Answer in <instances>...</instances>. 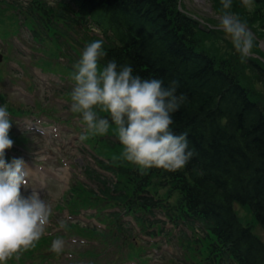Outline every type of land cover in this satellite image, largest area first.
I'll use <instances>...</instances> for the list:
<instances>
[{"label": "trees", "instance_id": "trees-1", "mask_svg": "<svg viewBox=\"0 0 264 264\" xmlns=\"http://www.w3.org/2000/svg\"><path fill=\"white\" fill-rule=\"evenodd\" d=\"M68 1L77 9L76 16L91 15L98 23H109L121 43L116 46L110 39L103 45L106 56L101 65L115 60L118 65H130L134 75L162 79L165 87L177 82V95L184 94L186 100L173 114L172 129L177 135L188 133L189 148L195 155L176 172L153 168L141 175L134 165L114 159L121 145L111 129L105 138H91L96 152L107 160H98V166L111 172L116 182L86 167V176L97 191L75 182L65 204L71 212L97 208V218L106 229H78L69 224L67 234L57 238L73 233L98 238L97 245L81 254L94 257L93 263L110 256L115 258L107 264H118L117 259L141 260L143 245L135 242L133 230L120 223L119 213L104 212L121 206L143 232L150 227L163 232L165 221L156 218V213L174 226H187L193 239L180 238L210 256L211 262L206 259L205 264H264V242L250 226L242 225L233 208L234 203L248 207L264 231V103L252 87L258 79L264 83V63L252 57L241 62L239 53L220 51L221 32L202 30L191 16L177 13V0ZM253 4L260 6L255 11L257 22H263L264 0H253ZM244 9L241 0H233L232 12L240 16ZM46 12L51 19L50 9ZM54 17L68 23L59 12ZM253 21L247 18L244 22L251 26ZM53 27L69 38L60 46L73 50V44L84 49L67 34L75 26H65L66 30L56 24ZM205 40L211 43L206 45ZM198 225L199 235L194 232ZM49 243L50 238H42L36 246ZM106 246L111 247L105 251Z\"/></svg>", "mask_w": 264, "mask_h": 264}, {"label": "clouds", "instance_id": "clouds-1", "mask_svg": "<svg viewBox=\"0 0 264 264\" xmlns=\"http://www.w3.org/2000/svg\"><path fill=\"white\" fill-rule=\"evenodd\" d=\"M233 0H220L217 30L230 39L241 62L252 56L254 36L247 23L231 11ZM249 11L253 0H241ZM102 39L88 43L74 65L70 110L82 116L81 141L104 136L111 129L121 145L114 159L134 165L141 175L150 169L176 172L194 157L188 133L175 134L173 114L186 100L177 95L178 84L167 87L159 78L146 79L133 74L130 65L115 60L101 65L106 56ZM104 115H101V114ZM12 127L6 107H0V264L19 260L34 248L45 234L52 208L37 192H21L28 183L23 158L6 161V150L13 146ZM61 228L66 225L62 222ZM64 241L55 239L51 251L60 254Z\"/></svg>", "mask_w": 264, "mask_h": 264}, {"label": "rangeland", "instance_id": "rangeland-1", "mask_svg": "<svg viewBox=\"0 0 264 264\" xmlns=\"http://www.w3.org/2000/svg\"><path fill=\"white\" fill-rule=\"evenodd\" d=\"M25 1V0H24ZM220 5V0H181V5L183 8L189 13L194 14L196 18H199V24L200 26H212L215 29L218 27V21L216 17L219 14V10L216 9V5ZM259 5H254L251 11L248 9H244V13L240 15V19L242 21H245L247 18H252L253 23L251 26H248V28L251 30L253 36H254V42H253V49L252 54H256L264 59V38L261 36V34L264 33V21L257 22V14L255 11L259 10ZM248 24V23H247ZM221 32V31H219ZM221 38L219 39L217 45L220 48V51H223L225 49L228 54H236V51L230 41L229 38L225 36L223 32H221ZM23 38L26 39L25 33L21 32L20 35L12 36L7 39V42L10 43L11 48L17 49V43L19 40L17 38ZM204 43L206 45L210 44V40H205ZM214 44V43H213ZM211 44V45H213ZM3 47V45H0ZM46 47L51 51L52 54H55L56 47L54 45H46ZM23 50V49H22ZM19 52H13L12 55H16ZM23 53L28 52V48L21 51ZM3 53V51L1 52ZM11 54V53H10ZM9 55V54H8ZM38 53H35L32 50V60L33 58H36ZM253 56V55H252ZM251 56V57H252ZM257 56H255L256 58ZM9 57H6L5 61L3 62L5 65L0 66V70L3 71V77L6 80L5 84H0V86H3V90L6 91L7 94V101L12 105H20L24 106L25 108H33L35 110V107L37 104H41L42 106H45L47 108H51L56 113L65 114L67 116H70V110L63 108V105L66 104L70 108V103L66 100L68 98L64 97H56L53 93L54 90L59 89L60 87L67 84L65 87L70 86L69 78L68 83L66 79H63L61 77L63 75L62 72L58 73H42L39 69H35V66L32 63V68L28 69V63L31 60V58L28 57H20L22 61L21 64H24L22 67L24 69V73L22 74H16L15 70L16 67H13L10 65V63L7 62V59ZM40 58V57H38ZM36 58L35 60H37ZM24 61V62H23ZM59 62L61 64L60 67L62 70H64V66L69 67L70 62H67L64 58L56 60V62ZM27 64V66H25ZM57 70H61L58 67ZM21 72V71H20ZM73 72V71H72ZM246 72V71H245ZM250 72V71H249ZM246 72V73H249ZM61 75V76H60ZM252 76V75H251ZM67 75H64V78H66ZM20 79V80H19ZM16 90L12 91V85L17 84ZM13 81L14 83H12ZM28 85V87L31 85L32 91H26L24 88ZM252 87L261 95L262 101L264 103V83L259 79L258 81H255V83L252 85ZM2 88V87H1ZM8 90V91H7ZM71 92V89H68ZM57 114V115H58ZM63 116V115H62ZM64 117V116H63ZM73 117V116H72ZM35 121L32 119V126H36L39 131L42 132L44 135L43 138H36V144H40V148H42L40 151L36 152L35 154H40V157H37L38 159H43L47 161V165H44L46 168L48 175L52 176L56 179V181L63 183L67 182L69 176H70V164L65 161L64 165L59 164V158L61 154V150H67L72 156H74L73 159L69 160V162H77L78 164H82L84 161V158H82V155L80 152H76V143L75 140L77 139L78 135L75 134L73 127L70 128V126H67L65 124L61 123H54L49 120H43V118H35ZM19 122V120H18ZM42 122H45L46 124H43ZM19 125L22 128H25L28 124L25 121L19 122ZM30 141L28 142L29 152L24 156V162H26L28 165H30L32 168V175L27 177L28 183L25 187L22 186L21 192L23 195L27 196L31 192H37L41 195L48 194V190L52 191V188L59 189V184L54 183L50 179L49 181L45 179L44 181V187H42V182L44 180V177L46 176V172L43 171L42 168H39L37 166H32V158H29V155L32 156L31 150H32V135H29ZM105 136V135H104ZM102 136V137H104ZM44 142V143H43ZM66 164V165H65ZM238 205V204H236ZM237 214L244 225H253L254 218L249 212L248 209L244 206L238 205L236 208ZM254 231L262 238L264 241V233L259 229L258 225L254 226ZM170 249V248H169ZM175 251H178L177 246H175Z\"/></svg>", "mask_w": 264, "mask_h": 264}]
</instances>
